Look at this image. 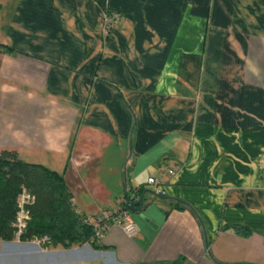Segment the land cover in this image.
<instances>
[{
    "label": "crops",
    "instance_id": "1",
    "mask_svg": "<svg viewBox=\"0 0 264 264\" xmlns=\"http://www.w3.org/2000/svg\"><path fill=\"white\" fill-rule=\"evenodd\" d=\"M0 43V150L84 217L143 189L58 264H264V0H0Z\"/></svg>",
    "mask_w": 264,
    "mask_h": 264
},
{
    "label": "trees",
    "instance_id": "2",
    "mask_svg": "<svg viewBox=\"0 0 264 264\" xmlns=\"http://www.w3.org/2000/svg\"><path fill=\"white\" fill-rule=\"evenodd\" d=\"M0 51L8 53L12 49L0 43ZM22 188L33 196V200L27 206L29 219L21 233L16 235L14 218ZM142 191L140 185L125 191L124 207L128 212L143 204ZM83 218L84 215L72 206L63 172L22 161L12 150H0L1 242L41 240L44 247L59 249L88 243L95 249H107L108 246L96 243L98 238L92 239L93 229L83 222ZM238 227L242 228L235 225L236 229Z\"/></svg>",
    "mask_w": 264,
    "mask_h": 264
},
{
    "label": "built area",
    "instance_id": "3",
    "mask_svg": "<svg viewBox=\"0 0 264 264\" xmlns=\"http://www.w3.org/2000/svg\"><path fill=\"white\" fill-rule=\"evenodd\" d=\"M119 18V13L116 11L102 10L97 21L100 33L106 35L116 25ZM168 172L171 173V171ZM146 181L148 184L157 186L155 179L152 177H148ZM32 200L33 196L22 188L17 198V210L14 218L16 235L21 233L29 219L27 206L32 203ZM124 203L125 199L122 196L114 208L102 210L97 214L83 218V222L91 225L93 229L92 239L99 238L107 224H114L120 227L128 236L135 234L136 226L129 216L128 209L124 207Z\"/></svg>",
    "mask_w": 264,
    "mask_h": 264
},
{
    "label": "rangeland",
    "instance_id": "4",
    "mask_svg": "<svg viewBox=\"0 0 264 264\" xmlns=\"http://www.w3.org/2000/svg\"><path fill=\"white\" fill-rule=\"evenodd\" d=\"M76 247L61 252L59 248L44 247L41 240L23 242L15 239L0 243V264H58L63 258L83 256L85 249Z\"/></svg>",
    "mask_w": 264,
    "mask_h": 264
},
{
    "label": "water",
    "instance_id": "5",
    "mask_svg": "<svg viewBox=\"0 0 264 264\" xmlns=\"http://www.w3.org/2000/svg\"><path fill=\"white\" fill-rule=\"evenodd\" d=\"M0 243H8V242H0Z\"/></svg>",
    "mask_w": 264,
    "mask_h": 264
},
{
    "label": "bare ground",
    "instance_id": "6",
    "mask_svg": "<svg viewBox=\"0 0 264 264\" xmlns=\"http://www.w3.org/2000/svg\"><path fill=\"white\" fill-rule=\"evenodd\" d=\"M7 245V244H6ZM29 247V246H28ZM30 248V247H29Z\"/></svg>",
    "mask_w": 264,
    "mask_h": 264
}]
</instances>
